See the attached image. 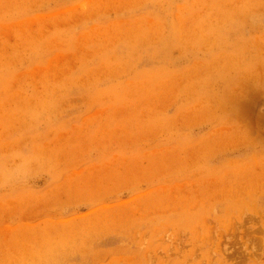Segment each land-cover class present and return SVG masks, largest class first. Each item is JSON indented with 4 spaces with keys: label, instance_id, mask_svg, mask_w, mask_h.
<instances>
[{
    "label": "rangeland",
    "instance_id": "obj_1",
    "mask_svg": "<svg viewBox=\"0 0 264 264\" xmlns=\"http://www.w3.org/2000/svg\"><path fill=\"white\" fill-rule=\"evenodd\" d=\"M0 264H264V0H0Z\"/></svg>",
    "mask_w": 264,
    "mask_h": 264
}]
</instances>
